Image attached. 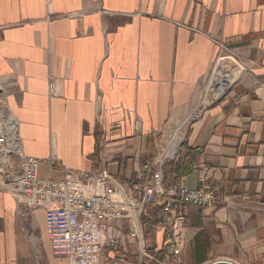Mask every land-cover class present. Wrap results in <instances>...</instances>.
<instances>
[{"label": "crops", "instance_id": "obj_1", "mask_svg": "<svg viewBox=\"0 0 264 264\" xmlns=\"http://www.w3.org/2000/svg\"><path fill=\"white\" fill-rule=\"evenodd\" d=\"M221 42L243 73L207 101ZM0 103L16 149L55 180L106 168L128 185L182 126L175 161L192 169L171 178L197 189L203 173L226 203L190 208L174 264H264V0H0ZM20 209L0 168V264H70L53 254L46 211ZM149 222L145 245L163 260L172 248ZM114 226L103 264H157L128 221Z\"/></svg>", "mask_w": 264, "mask_h": 264}, {"label": "built area", "instance_id": "obj_2", "mask_svg": "<svg viewBox=\"0 0 264 264\" xmlns=\"http://www.w3.org/2000/svg\"><path fill=\"white\" fill-rule=\"evenodd\" d=\"M219 47L223 55L227 54L224 42L219 43ZM225 57L233 58L229 54ZM218 61L204 85L205 97L214 84ZM242 68L239 76L243 73ZM233 83L215 99L223 97ZM196 116L194 114L192 118ZM11 128L0 118V168L7 178L8 188L20 204L22 215L38 208L46 211L47 234L53 254L67 258L70 264H103L104 260L109 261L104 256V249L117 244L119 237L114 226L117 221L130 223L139 257L157 264H174L182 251L179 223L186 220L190 208L214 210L226 203L224 198L210 190L203 173L197 189L180 184L164 185L166 163L179 157L182 126L170 129L166 143L160 144L157 157L148 160L145 169L137 171L128 185L106 168L86 172L62 167L63 175L59 180L41 177L38 174L40 159L26 156L20 148L16 149ZM175 140L180 142L175 152L170 154L168 150ZM145 173L149 175L148 184L142 183ZM150 209L159 210L160 223L172 248L163 260L153 257L145 245L147 222L144 219L154 220ZM113 250L114 254L119 253L117 249Z\"/></svg>", "mask_w": 264, "mask_h": 264}, {"label": "bare ground", "instance_id": "obj_3", "mask_svg": "<svg viewBox=\"0 0 264 264\" xmlns=\"http://www.w3.org/2000/svg\"><path fill=\"white\" fill-rule=\"evenodd\" d=\"M221 58L223 59L219 62L217 66L216 72L214 74V84L210 88V92L208 93V96L210 97L207 98V101H210V98H216L220 96L222 93H224L226 88L230 85V83H233L238 78V77L235 78V76H239L240 71H241V68L238 65L239 70H238V73L235 74L236 72L235 69L237 66L230 62L231 58L224 57V56H221L220 59ZM0 106H1V112H5V109H3L5 105L0 103ZM1 119L4 120V124L6 126L12 127L11 129H12V134H13V140L17 147L18 135L16 132V124H15V121L12 115L8 112L4 114ZM179 142L180 140H175L170 146L168 153L173 154Z\"/></svg>", "mask_w": 264, "mask_h": 264}, {"label": "trees", "instance_id": "obj_4", "mask_svg": "<svg viewBox=\"0 0 264 264\" xmlns=\"http://www.w3.org/2000/svg\"><path fill=\"white\" fill-rule=\"evenodd\" d=\"M191 167L188 164H185L184 162L180 161H172L171 163H168L165 165L164 167V185L166 187L172 185V184H178V182L176 181V179H172L171 175H176V177H181V176H185L188 173H190L191 171ZM150 212H152L155 216H154V220L149 222L150 226H160V220L158 217V211H156V209H150ZM145 222H148L147 219H144ZM151 250H149L150 252ZM152 254L155 256H157L158 258L162 259L163 258V251L157 252V253H153Z\"/></svg>", "mask_w": 264, "mask_h": 264}, {"label": "water", "instance_id": "obj_5", "mask_svg": "<svg viewBox=\"0 0 264 264\" xmlns=\"http://www.w3.org/2000/svg\"><path fill=\"white\" fill-rule=\"evenodd\" d=\"M220 263H223V264H234V263H230V262H226V261H223V262H220ZM218 262H214V263H211V264H220Z\"/></svg>", "mask_w": 264, "mask_h": 264}, {"label": "rangeland", "instance_id": "obj_6", "mask_svg": "<svg viewBox=\"0 0 264 264\" xmlns=\"http://www.w3.org/2000/svg\"><path fill=\"white\" fill-rule=\"evenodd\" d=\"M223 56L225 57V56H227V54H224ZM240 68H241V67H240ZM235 74H236V72H235ZM237 77H238V76H235V78H237ZM207 80H208V79H207ZM209 97H210V96H209ZM0 114H1V107H0Z\"/></svg>", "mask_w": 264, "mask_h": 264}]
</instances>
